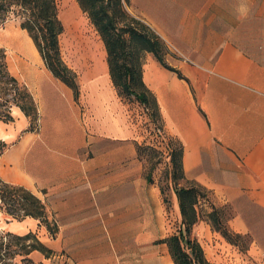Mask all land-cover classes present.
Returning <instances> with one entry per match:
<instances>
[{"label":"crops","instance_id":"0c3cea01","mask_svg":"<svg viewBox=\"0 0 264 264\" xmlns=\"http://www.w3.org/2000/svg\"><path fill=\"white\" fill-rule=\"evenodd\" d=\"M131 2L168 47V66L182 76L146 53L142 78L157 101L168 148L171 141L181 146L187 181L208 190L217 207H232L229 229L253 237L244 257L264 264V21L243 24L252 14L264 18V0ZM66 17L62 41L71 55L66 65L77 76V100L28 34L4 36L20 69L10 73L38 105L34 173L20 170L38 181L45 193H33L60 222V238L48 248L64 251L69 264H174L167 244H155L164 236L143 224L164 223L163 204L156 189L140 199L138 153L105 45L76 12ZM176 217L181 226L178 200ZM195 226L210 264H246L208 221Z\"/></svg>","mask_w":264,"mask_h":264},{"label":"trees","instance_id":"16d2710c","mask_svg":"<svg viewBox=\"0 0 264 264\" xmlns=\"http://www.w3.org/2000/svg\"><path fill=\"white\" fill-rule=\"evenodd\" d=\"M86 13L101 36L106 51L109 72L114 87L126 97L133 96L139 104L147 108L145 117L148 123L157 126L160 121L159 107L155 97L146 87L142 78V65L137 66L130 59L128 50L129 36L131 43L140 46L143 52L151 53L166 69L178 73L165 61L168 48L164 41L141 22V29L134 27V18L128 16L122 0H76ZM129 2V0H125ZM12 7L21 9L23 15L22 29L26 30L39 50L46 67L52 74L73 90L75 99L79 96V85L76 74L63 62L60 52L59 37L64 27L59 19L56 0H0V11L9 12ZM118 13L128 19L125 26L118 25ZM8 94L11 99L6 98ZM17 107L30 119L29 131H34L39 119L38 105L26 85L20 83L9 71L6 54L0 48V120L13 121L12 108ZM150 106V108L148 107ZM158 129L159 128H155ZM179 145V144H178ZM7 145L0 140V157ZM182 148L171 150L170 173L181 215V226L178 232L162 241L166 243L174 264H210L200 243L192 238V229L200 221H208L212 228L219 232L230 244L237 246L242 235L233 233L224 221L221 207H217L210 198V192L192 182L191 186L178 187V180H186L181 167ZM151 182V174L148 176ZM188 182V181H187ZM207 203L209 212L203 209ZM0 210L12 218L23 221L32 218L44 226L52 239L57 237L59 226L46 201L40 199L24 186L4 182L0 178ZM206 213V214H205ZM33 239L32 243L27 241ZM34 251L42 253L46 258L53 251L40 242L33 234L15 236L2 233L0 230V264H13L17 256H27Z\"/></svg>","mask_w":264,"mask_h":264},{"label":"rangeland","instance_id":"374dc122","mask_svg":"<svg viewBox=\"0 0 264 264\" xmlns=\"http://www.w3.org/2000/svg\"><path fill=\"white\" fill-rule=\"evenodd\" d=\"M123 10L124 12L134 18L136 21L133 22V26L141 29L140 24H142L141 20L138 19L136 13L133 12V6L131 0L126 2L122 0ZM56 6L58 11L59 19L64 27L63 33L59 37L60 42V52L61 58L63 62L69 63L71 60L70 51L67 45L62 41L63 35L66 31V25L68 23V19L66 17L67 11H74L78 14V16L83 19L86 23V27L91 33V35L97 39L102 45L104 46V42L97 32L96 28L92 24L91 20L89 19L88 15L83 12L80 5L76 0H56ZM118 17V25L120 27L125 26V22H129L128 19H125L120 13L117 15ZM258 19L256 14H252L251 17L244 21L243 24L247 22V20H251L252 24L257 25L259 21H264V18ZM125 19V22H124ZM23 22V15L21 9L18 7H12L9 12L0 11V48L6 54V61L8 64L9 71L14 73L15 71L18 72L20 69L15 66L12 61V54L14 53V47L8 45L7 41L4 39L5 35L8 34H21L28 32L22 29L21 24ZM150 28V27H149ZM151 29V28H150ZM29 35V34H28ZM127 40L129 41L128 50L130 52V59L133 60L134 64L138 67L141 66L144 62V58L146 52L141 51L138 49L140 46H137L136 43H131L129 40V36L126 35ZM168 48V47H167ZM106 51V50H105ZM107 52V51H106ZM9 59V60H8ZM23 84V83H22ZM116 89V88H115ZM116 93L118 96V100L120 101L122 108H123V115L125 120V128L130 135V140L135 143L136 150L138 153L139 165L141 168V184L139 187L140 192V199L143 198V195L146 194L147 198L150 197L151 192L156 189L163 204V214H164V223L158 221H151L146 222L143 224L145 228L152 227L153 229L158 232V234L164 236V238H168L178 232L180 229V220L176 217L177 213V199L176 194L174 192V184L172 183L171 179V171L173 169V165L170 163L169 160V150H173L178 148V143L175 141H171L170 148L167 146V141L165 140V134L162 128V125L157 122V126L152 125L151 123L147 122L145 117V111L147 108L139 104L135 100L133 96L126 97L116 89ZM8 99L12 98L11 94H8L6 97ZM150 108V106H148ZM151 109V108H150ZM12 116L13 121L9 123H5L0 120V140L5 142L7 145L6 151L0 157V178L7 183L20 185L28 188L35 194L41 196L45 193L43 190L40 189L38 181L32 176L34 171L30 170V168L35 167V156L33 155V147L36 142L39 141V137L36 133L40 130V121L38 119L36 128L34 131H29L30 129V119L25 117V115L21 112V110L17 107L12 108ZM159 128L160 132L157 131L155 128ZM27 143L30 146L27 148L25 156L17 160L15 164H11L9 166L2 163V159L11 151H20L21 144ZM20 146V148L18 147ZM171 152V151H170ZM5 155V156H4ZM34 165V166H33ZM31 166V167H30ZM18 167L23 171L31 172L32 175L29 174V179L26 178H18L14 174H10L9 178H3L1 174V169L10 171ZM27 174V173H26ZM151 174V182H148V176ZM193 181L187 180H178V187H185L191 186ZM44 195V194H43ZM212 200V196L210 195ZM213 202V201H212ZM203 209L205 212H209L210 208L208 207L207 203H203ZM149 206L147 205V208ZM222 210V217L223 220H229L233 215L234 211L230 206L221 207ZM206 214V213H205ZM54 215V214H53ZM56 220V218H55ZM58 221V220H56ZM60 223L59 221L57 222ZM141 223V222H140ZM212 227V226H211ZM141 231V226L139 227ZM213 229V228H212ZM0 230L2 233H11L15 236H25L27 234H33L36 238L42 242L45 246L51 248V245L54 242H58L59 233L55 239L51 238V235L47 231V229L40 225L39 221L26 218L23 221H18L11 216L4 214L0 210ZM214 230V229H213ZM215 231V230H214ZM219 233V232H218ZM204 234L206 232L204 231ZM192 238L200 240L203 238L197 233L196 226L192 229ZM205 239V237H204ZM253 237L250 235L243 236L241 240H239L237 248L238 254L241 255L244 259L242 263H250L253 261V264H263L262 262H258L254 260L252 257L250 259L245 258L246 251L250 247V243ZM33 239L27 241V244L32 243ZM162 239L156 236L155 244L160 245L162 243ZM201 244V243H200ZM205 244V243H204ZM207 249V248H206ZM54 254L49 258H46L42 253L38 251H34L27 256H17L12 260L13 264H69L66 258V253L64 251H54ZM210 256L209 252H206V257ZM253 259V260H251ZM264 259V254H263Z\"/></svg>","mask_w":264,"mask_h":264},{"label":"bare ground","instance_id":"6f19581e","mask_svg":"<svg viewBox=\"0 0 264 264\" xmlns=\"http://www.w3.org/2000/svg\"><path fill=\"white\" fill-rule=\"evenodd\" d=\"M18 147L20 148V146H18ZM28 147H29V144L22 143L21 144V150L18 151V152H17V150L9 152V154L2 160V163H4L5 165H10V164H12L14 162H17V160H20L21 157L23 158L25 156V153H26V150H27ZM38 162H39V160H38ZM11 173L14 174L15 176H18V178H21V179L24 178V175H25L18 168L12 169L11 172L1 169V174L5 178H9Z\"/></svg>","mask_w":264,"mask_h":264},{"label":"built area","instance_id":"2783aa9c","mask_svg":"<svg viewBox=\"0 0 264 264\" xmlns=\"http://www.w3.org/2000/svg\"><path fill=\"white\" fill-rule=\"evenodd\" d=\"M158 132H160V130L158 129Z\"/></svg>","mask_w":264,"mask_h":264}]
</instances>
